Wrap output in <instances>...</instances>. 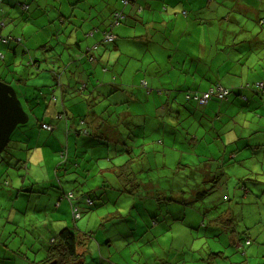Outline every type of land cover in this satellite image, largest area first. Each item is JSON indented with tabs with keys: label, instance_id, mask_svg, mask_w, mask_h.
Returning <instances> with one entry per match:
<instances>
[{
	"label": "rangeland",
	"instance_id": "1",
	"mask_svg": "<svg viewBox=\"0 0 264 264\" xmlns=\"http://www.w3.org/2000/svg\"><path fill=\"white\" fill-rule=\"evenodd\" d=\"M88 1L92 3L91 9L94 16L96 15V18L92 20L93 25H97L99 21L98 14L103 13L108 18L104 25L106 27L111 21H114L113 7L123 6L121 0V3L119 0L97 2L96 6H93L95 3H93V0L92 2L91 0ZM146 1L143 5H146V7H160L161 13L167 17L166 19L171 16L172 19L169 21L168 27L161 26L164 29L161 36L155 35L153 39L142 37L135 42L128 39L125 47L121 48L120 52L116 51L115 53L114 50H110L105 53V56H110L111 59L118 58L116 65L106 64L104 67H100L103 64L99 62L96 75L98 79L104 81V85L107 87L102 92L106 95L110 90H114L105 97H99L97 95L98 90L95 91L96 84L101 83V81H94L93 76L85 75L81 71L75 73L72 66H70L71 61L65 62L64 65L63 61H51L50 67L59 66L55 69H38L39 66H37L34 70L31 68L33 66L29 67L27 65L31 61H35L32 57L27 60L29 57L28 52H26L27 47L33 49L37 45L34 53L41 55L42 50L38 48L40 45L38 39L42 35L45 39L48 37L44 33L42 35L38 34L41 32L37 25L43 24L49 18L53 20L56 16L55 12L60 7L61 11L67 8L65 11H74V15L77 16L79 14L78 7L84 10L88 6L87 3H80L74 7L75 5H71V0H40L38 7L36 6V0H3L2 3L0 1L3 6L8 8L7 13L4 14L5 17L1 18V20H4V25L1 26L0 34L22 38V42H17V44L15 40L0 41V55H2V58L0 56V77L15 89L18 97L22 99L25 109L28 107L25 98L20 95L22 87L28 92V96L32 101L31 111L33 113L40 112L37 116L38 119L43 117L41 112L45 110V105L39 104L35 98L40 87L33 90L30 85L38 82L36 78L43 80L44 74L49 78L51 86L48 88L50 84H46L43 89L49 92L51 89H54L55 92L59 89V87L56 88L57 81L53 72L60 71L59 82H62V79L66 76L77 78L78 75L91 78L89 84L85 80L80 82L79 87H82L85 83L88 84L85 92L77 93L74 98L65 100L67 109L72 111L71 119L78 124L76 128L80 132L77 136L70 134L67 137L65 120L58 118L56 114L53 122H50L48 117H44L47 125H53L48 129L40 126V121H36V118L30 115V119L25 124H32L34 127L28 141L25 142L27 138L20 132L24 124H20L13 130L5 148L0 152V180L6 179L7 182L19 183L22 176H24L26 184L28 181H35L40 185V183H45L44 180H48L45 184H49L57 179L63 180V184H65L66 180H72L73 176L78 174L83 175L82 180H84L87 172L91 175L87 176L86 173L88 180L84 185L85 190L101 185L106 176L115 180L113 176L107 175L106 172L107 167L112 165L117 157H120L119 161L125 158V156H122L123 154L116 151L117 147L122 149V145L114 141L110 134L102 133L100 140L95 138L94 140L101 142L103 153L100 148L91 147V139L93 138L88 136L87 131H90L93 113H96L99 119L102 117L105 119L104 126L113 125L124 138L126 131L132 130L133 134L129 136L128 144L132 146L142 145L146 151L147 160L152 165H155V159L163 162L161 163L164 164L161 165L163 167L158 169V175L156 176V173L153 172V176L156 177L152 179V183H159L158 187H166L167 191H170V187H168V182L164 181V176H171L172 168L174 169L173 175L180 177V182L190 180V169L182 171V166L179 165L181 168L177 172L175 171V164L178 159L181 158L183 162L192 163L191 161L203 159L209 155L208 153L215 150L227 154L228 151L225 152L223 147L226 142H232L227 144L226 150H229L232 145H244L248 138L251 142L254 138L264 136L263 108H257L255 112H249L246 116H243L246 114V112H243L244 107L238 108L236 103L233 102L232 97L235 94L229 96L231 99L212 98L206 103L198 104L193 100L190 101L184 98L183 92L184 89L191 91L205 89L210 84L219 81V79L226 85H231L233 79L237 83L251 79H262L264 82V25L259 23L260 19H264V0H180L179 3L182 5L179 4L175 7L171 6L175 0ZM19 2L28 3L30 7L26 10L21 9ZM192 5L194 7L191 9ZM196 5H201V7ZM126 6L129 7L130 5ZM127 8L126 10H129ZM134 9L138 10L137 4L131 11ZM185 9L188 10L187 15L182 13ZM0 10L4 11V8L0 6ZM155 13L159 17L160 13ZM137 15L141 16L139 13ZM34 16L36 18L34 19L35 24L32 22L33 20L31 21V17ZM139 16L136 18V16L131 15L125 25H122L124 22H121L120 26L113 25L114 31L124 37L125 35L138 36L145 33V31L149 33L148 27L142 24L137 25L136 19L140 20ZM78 23L79 21L74 18L71 21L73 26L67 24L66 30L73 28ZM71 32L72 34H69L66 31V38L56 36L63 41L64 54L66 55L69 54L68 49L73 51L83 50L84 45L89 43V38L84 35L79 37L77 30ZM97 35L101 36V33H97ZM24 41H27V45ZM49 41L52 42L53 47L58 49L59 44L55 38L52 39L51 37ZM104 46L105 44L101 43L99 50L92 48V53L100 51ZM154 46H157V49ZM108 47L111 48L109 42ZM44 51L43 53L50 55L51 51ZM85 53L84 51L81 55L83 56ZM235 64H237V67H235ZM46 65L48 64L46 63ZM27 69L28 73L24 72ZM19 78L21 81L16 82V79ZM149 78H154L156 84L150 83ZM143 81L149 84L144 86ZM43 89L41 90L43 91ZM146 89H151V91H146ZM159 89H162L163 93H160ZM90 90L93 91V94L88 96ZM262 91L263 89L260 92ZM55 92V100L53 98L49 106L52 111L61 108L58 106L61 105L58 101V94ZM167 92L169 97L166 95ZM245 92L248 96L247 90ZM236 99L239 100L238 95ZM54 103L57 104L55 109ZM238 103L241 106H243L242 104L245 105L244 101H238ZM163 108L169 109L164 111ZM175 110L179 113L180 122L173 125L174 121L171 120L172 114L170 112ZM154 111L165 113L161 115L154 113ZM218 113L222 115L220 116ZM71 119H68V121H71ZM158 119H164L169 125L160 123ZM59 121L62 123L61 127L57 126ZM139 122L138 131L136 127H138ZM97 129L99 128L95 127L91 131L96 134ZM34 131L36 133L33 136ZM37 134L38 137L36 138ZM203 134L205 140H202V138L200 140V136ZM141 143H144L145 147ZM134 148V150L138 149V147ZM240 151L239 156H242L245 152L249 153L248 148L245 147L244 149L241 148ZM109 160L113 163L100 165L102 161ZM52 162H55L54 171H50ZM72 163H74L73 166H71ZM57 164H60L62 168L70 167L71 173L65 174L66 171L63 169L56 173L55 166ZM85 164L88 166V170H85L87 167ZM134 168L137 169L136 163ZM49 171L51 178L46 175ZM136 175L144 179L143 181L148 179L143 172H136ZM185 175H188L186 179L184 178ZM5 186L7 189L14 187L13 184ZM184 188L187 189V187ZM22 189L28 188L22 187ZM50 190V187H47L43 192L34 190L39 191V193L34 192L33 194L40 196ZM149 190L153 196L147 201L139 196L133 197L125 193H120L117 196L114 191L111 202L114 199L118 200L111 204L107 202L97 209L88 210L86 214L75 221L71 216L70 207L67 205L66 213L62 214L69 226H74L76 223L75 227L79 225L81 231L87 227L93 234L92 236L104 234L107 238L105 244L101 246L103 255L100 254V250L90 245L87 252H83L80 264L264 263V249L259 248H264V194L260 197L261 199L252 194L249 196H243L240 193H238L240 195L236 194L238 196L230 194L232 199L227 205H230L235 212L233 219L235 228L240 230L243 225L248 224L250 227L242 232V236L251 235L253 237L250 245H244L237 250L234 249V245L228 244L229 241L226 239L214 238L210 236L212 233L207 235L201 229L195 227L198 223V216L197 213L192 212L191 209L193 208H189L188 205L182 206L178 202L168 203V201H161V204L158 205L153 198L167 193H161L157 188L153 190L144 188L142 193L145 194ZM158 193H161V195ZM27 194L30 195V193ZM5 199L0 194V204H3ZM131 199L138 202V208L143 204L148 206L150 212L140 209L139 213L136 208L131 209L133 203ZM64 200L62 199L61 203H64ZM1 201L3 202L1 203ZM35 201H37V204L34 203ZM39 202H41V199L31 198L28 207L24 202L23 208H16L18 210L13 211L9 221L13 220V214L16 220L20 221L19 224L34 221L37 219L34 215L41 216ZM115 203H117L118 212L123 215L122 217H117ZM121 204L126 206H121ZM6 206L8 207V216L9 207H11L10 201L6 203ZM166 207L168 210H172L171 213L174 215L164 213ZM129 209L134 212L133 215L124 216ZM181 209L182 213L186 215L182 219L177 215V211ZM112 211H114L115 217L119 221L113 222V219L109 217V219L102 222L100 215ZM2 213L0 209V215ZM54 213L60 212L55 210ZM150 214L152 216L156 215L154 217L156 220H163L161 224L164 227L168 223H171L172 227L156 236L163 227L154 228L155 225L151 227L152 218ZM177 217L181 220L174 219ZM3 224L4 222L1 223V226ZM13 231L15 233L8 235L20 238L31 237L28 234V228L25 226L23 228L21 225L19 227L14 226ZM92 239L95 242V238L92 237ZM108 239L111 240V245ZM31 246L30 242L25 244V248L29 250L28 254L32 256L34 252ZM35 247L37 246L35 245ZM21 251L24 252V249H21ZM35 254L41 258L40 252L38 253L37 250ZM102 256L103 260H101Z\"/></svg>",
	"mask_w": 264,
	"mask_h": 264
},
{
	"label": "crops",
	"instance_id": "2",
	"mask_svg": "<svg viewBox=\"0 0 264 264\" xmlns=\"http://www.w3.org/2000/svg\"><path fill=\"white\" fill-rule=\"evenodd\" d=\"M105 1L106 0H104L102 2H105ZM179 1L180 0H175V2L171 4V6L172 7L178 6L180 4ZM91 2H92V0H91ZM94 2H99V1L93 0V3ZM145 2H147V1L146 0H127L126 2H123V3H121V1H120V3L123 5L122 7H118V6L113 7L114 8L113 10H116V11L119 10L122 12L117 17L123 15V18L122 19L120 18V21H118V23H115L116 18H114V21H111V23H109L108 27L111 25L110 26V28H112L111 31L116 34V38L112 41H108V40H105L102 38L103 30L106 29V26H104V25H105V22L108 18L106 16H104L103 13H99L98 14L99 21H98L97 25L95 26L99 30H97L95 28V31L92 34L89 31L93 30L94 25H93L92 20H93V18H96V15L94 16L93 11L91 9L92 3H90L88 0H73V1L71 0V3H72L71 5H75L74 7L78 6L80 3H87L88 6L84 10L78 7L79 14L77 16L74 15V11H71V12L65 11L67 8L65 10L61 11V7H60V9L59 10L57 9L58 11L55 12L56 16L54 17V19H55L54 21L49 22L47 20L43 24L40 23L41 25L40 24L37 25L39 27L40 32H41L38 34L42 35V33H44V35L48 36V37L45 39L42 35L39 38L40 40L38 39V41L40 42V45L38 46V48H41V50H42L41 55L34 53V50L37 47V45L33 49L27 47L26 52H28V54H29L28 55L29 57L27 58V60L30 57H32L33 59H35L37 61L36 66L42 67L44 69L45 68L46 69L52 68V67H50L51 61L52 62H54L55 60L63 61V65L65 64V62L71 61L70 66H72L75 73H78L79 71H81L85 75L93 76V78H95V80L92 78L94 81L104 82L101 79H98L97 75H96L99 62L101 64H103L100 67H104L106 64L107 65H116L117 59H118V58H116L115 60H114V58L111 59L110 56H105V53H108L110 50H114L115 53H116V51L120 52L121 48L125 47L128 39H131L135 42L138 39H141L142 37H149L150 39H153L155 35L161 36L162 35L161 33L164 30L161 26H166V27L169 26V21L172 19V16L170 18L166 19L167 17L163 13H161L160 7L159 8H157L156 6H153V7L147 6L146 7V5H143ZM1 3H0V6H2L4 8V11L6 14L8 8L3 6ZM197 3H198V1H197ZM135 4L138 5V10L134 9L133 11H131L132 8L135 7ZM96 5L97 4H93V6H96ZM125 5H130V6L125 7ZM180 5H182V4H180ZM29 7L30 6L27 3L26 8H23V9H28ZM126 8L129 10H126ZM139 11H141V12H139ZM96 12H95V14H96ZM155 12L160 13L159 17L156 16L157 14ZM137 13H139L141 16L137 15ZM182 13H183V11H182ZM131 15L136 16V18L139 16L140 20L136 19L137 25H141V24L145 25L146 27H148L149 33L145 31V33H142L138 36L130 37V36L125 35V37H124V36H120V34H118L114 31V28L112 25L120 26L121 22H124V24H122V25H125L126 21L131 17ZM183 15H186V14L183 13ZM37 16H38V14H37ZM74 18H76L79 21V23L76 26H74L73 28H70L69 29L70 31L66 30L67 24L72 25L71 21ZM34 19H36L35 16L31 17V21L33 20L32 21L33 23H34ZM28 25H29V23H28ZM74 30H77V34L79 35V37L84 35L87 38H89V40H88L89 43H93L92 46H96L95 50H97V49L99 50L101 43L105 44L104 48H102L100 51H97V52L94 51L93 52V54L96 53L97 56L99 57V59L96 62L91 63V64L86 63L85 56L81 55V51H82L81 49H77L76 51L68 49L69 54H67V55L64 54V50H65V48L63 46L64 43L62 40H60L56 36L66 38V36H67L66 31H68L69 34H72L71 31H74ZM9 33L12 34L11 32H9ZM97 33H101V36L97 35ZM50 36L52 37V39L55 38L57 40V42L59 44L58 49H56V47L52 46V42L49 41V39L51 38ZM17 39H19V38H17ZM18 41H19V43H21L22 38L20 37V40H18ZM104 41H106V42H104ZM108 42L111 44V48L108 47ZM112 42H114V43L112 44ZM145 42L151 43L150 41H145ZM24 43H25V45H27L26 44L27 41H24ZM41 43H43V44H41ZM89 43H86L85 45H88ZM16 44H17V42H16ZM78 47H79V45H78ZM154 48L157 49V46H154ZM44 50L51 51L50 55L47 53L46 54L43 53V52H45ZM89 53H91V51ZM78 55H79V57H78ZM41 62H43L44 64ZM24 63H25V61H24ZM46 63L48 65H46ZM27 65L29 67H31L30 64H27ZM157 66H158V64H157ZM57 67H59V66L57 65L56 67H54L52 69H55ZM235 67H237V64H235ZM254 67H255V65H254ZM32 69H34V68H32ZM24 72L28 73V69ZM47 74L49 75V73H47ZM43 77H44V78H42L43 80H38V78H36V80L38 82L30 85L31 87H33V90L34 89L36 90V88L40 87L38 90V95H37V97H35L36 101L39 104H41L42 106L47 103L45 106V110L41 112L43 117L40 120L37 119V116H39L40 112L37 111V112L33 113L31 111L33 105L31 103L32 101H31L30 97L28 96V92H26L24 90V87H22V89L20 91V95L25 98V102H26V105L28 107L27 109H25L24 104L22 103L24 109L29 114V119H30V115H33V117L36 118V121H40V123L45 122L44 117H48V118L53 117L54 118V115L55 114L57 115V112H60L59 110L62 108L61 105H58L61 108H59V110H56L55 106H57V104L54 103V109L55 110L52 111L51 109H49V106L51 104V102H49L50 100L48 98L49 91H44L43 86H45L46 84H50V80H49V78H47L46 74H44ZM20 78L16 79V82L21 81ZM82 80L87 81V83L89 84V81H91V78H85L84 76L81 77V76L77 75V78H71V77L66 76L65 78L62 79V83H63L62 91H63L64 100L72 99L75 97V95L77 93H80L79 85H80V82ZM255 80H262V79H255ZM220 81L222 82V80H220ZM247 81L252 82L254 80L251 79V80H246V81H239L237 83L233 79L231 85H226V84L225 85L230 86V87L231 86H238L239 84H241V82H247ZM149 82L153 83L154 85L156 84L154 78H149ZM88 84H86V83L83 84L82 88L83 89L85 87L87 88ZM147 84H149V83L147 82ZM50 86H51V84L48 85V88ZM41 89H43V91ZM106 89H107V87H105V85H101L99 87L100 91L99 90L97 91L95 89L94 90L97 91V95H99V97L100 96L104 97L102 91H105ZM85 91H86V89H84V92ZM247 92H248L249 99L244 102L245 105L242 104L243 106H241V104L238 103V101H241V100L239 98H238L239 100L236 99V96H237L236 94L232 97V99L234 100L233 102L236 103L238 108L244 107L243 112H246V114L243 116H246L247 113H249V112H255V110L257 108H263V110H264V94H263L264 93V87H263V91H262L263 93L262 92H255L253 90H247ZM33 93H34V91H33ZM88 94H89L88 96L92 95L93 91L90 90ZM18 98L22 102V99L20 97H18ZM229 99H231V97ZM241 102H243V101H241ZM64 109L66 110L67 114L69 113L72 115V111L68 110L67 106L65 104H64ZM168 109H164V111L168 110ZM218 114L220 116L222 115L221 113H218ZM57 126L61 127L62 123L60 121L57 122ZM33 127H34V125H32V124H25L24 123V125L20 129L21 134L23 136H25V138H27V140H28L29 136L32 135ZM34 133H36V132L35 131L33 132V136L35 135ZM74 136H77V134L74 133ZM37 137H38V134H37L36 138ZM67 137H69V136L67 135ZM96 142L94 143V144H97L96 148L101 149L103 147L101 145V143H99V142L96 143ZM228 143H232V142L224 143L223 147H224L225 152L226 151L229 152V155L227 156L225 153H223V156L220 157L221 174H222L221 178L224 180V183L221 187V191L223 193L228 194V196H230V194L235 196L236 194L241 193L242 191H243V193L259 194L260 196H262L264 194V186H263L264 185V136L254 138L252 140V142H250L245 147V148H248L249 153L245 152L242 156H239V153L241 152L240 151L241 148H238L237 145H232L229 147L231 149L226 150ZM29 144H30V141H29ZM101 150L103 153V149H101ZM215 151H214L215 153L214 152L208 153L209 154L208 156L213 155L214 157H218V155L220 153L222 154V151H220V152L217 150H215ZM204 156H207V155H204ZM119 159H120V157L118 158L117 161H119ZM227 159H229V161L226 162ZM55 162L51 163L50 171L51 170L54 171ZM105 163H106V161H102L101 165H103ZM217 163H218V161H216V164ZM50 171L48 173H46V175H48V178H51ZM58 171H56V168H55V172L57 173ZM73 177H75V176H73ZM25 179L26 178L24 176H22V180H20L19 183H11V181L8 182L7 185H9V184L14 185V187L12 186L11 189L5 188L6 186L2 182L3 180L0 181V194H2L6 198L4 200V202L1 201V203L3 202V204H0V209L3 212L0 215V264H30V263L31 264H43L44 260L47 257L45 246H46V244H48L47 243L48 239L50 240L52 237L57 235L58 231H60L61 229L65 228V227H71L68 225L69 223H67V220L65 219V217L62 213H66L67 205L69 207H71L72 205L66 199L65 200L67 201L68 204L66 203L65 200H64V203H61L63 198L60 196L61 192L64 191L65 188L68 189L67 187L69 185L63 184L64 181L63 180L59 181L58 179L52 181L49 184H45L46 182H48V180H44L45 183H40V185L38 184V182H35V181H28V183L26 184L24 182ZM22 187L28 188V189H22ZM47 187H50L51 190L45 192L44 194H42L40 196H36L35 194H33L34 192H38V193H39V191L43 192L46 190ZM34 190H39V191H34ZM27 193H30V195ZM31 198L32 199L33 198L41 199V202H39V204H38L41 209H39L37 207L39 209V211L41 212V214H40L41 216L39 217L36 214L34 216L37 219H35L34 221H28V222H25L24 224H19L20 221L16 220V217L13 214V220L10 222L9 218L12 215L13 211H17L18 209H16V208H23L24 202L26 203V206L28 207V203L31 200ZM8 201H10L11 207H9L10 212H9V215L7 216L8 207L6 206V203ZM34 203L37 204V201H35ZM43 210H45L47 212H45ZM55 210L59 211L60 213H54ZM109 214H110L109 212L108 213L106 212L103 215H100L101 221L109 219ZM3 222H4V224L1 226V223H3ZM99 224H100V222H99ZM20 225L22 228H23V226L28 228L29 233L27 231H25V232L30 234L31 237L26 236V237L20 238V237H16L13 235H8V234L15 233L13 231L14 226L19 227ZM249 227H250V225L245 224L241 227L240 230L242 232H244ZM217 228L218 227H215V229H217ZM5 232H7V233L4 234ZM83 232H85V233H79V234H80V236L82 235V237L85 238L84 240H85L86 248H88L90 245H93L98 250H100V254L103 255V251H101L102 250L101 246L103 244H105V242L107 240L105 235L99 234L98 236L97 235L92 236L93 234H91V231H89L87 229V227L83 229ZM92 237L95 238V242L92 239ZM247 237H249L250 241L248 239L247 240L249 242H252L253 237L251 235H247ZM229 239H230L229 240L230 243H233L234 241L237 240V236L230 235ZM110 241L111 240L108 239L109 243H110ZM25 242L26 243L30 242V244L32 245L31 249H33L34 255L31 256L30 254H28L29 250H28V248H25V244H26ZM35 245L37 247H35ZM110 245H111V243H110ZM248 245H250V243ZM259 248L264 249L262 247H259ZM21 249H24V252L21 251ZM36 250L38 253L40 252L41 258H39V255L35 254ZM107 250L109 251V248ZM244 253H245V251H244ZM37 258H39V259H37ZM101 260H103V256H102ZM261 264H264V263H261Z\"/></svg>",
	"mask_w": 264,
	"mask_h": 264
},
{
	"label": "trees",
	"instance_id": "3",
	"mask_svg": "<svg viewBox=\"0 0 264 264\" xmlns=\"http://www.w3.org/2000/svg\"><path fill=\"white\" fill-rule=\"evenodd\" d=\"M0 1L3 2V0H0ZM39 1L40 0H36V2H37L36 6H38ZM98 1L102 2L104 0H98ZM121 1L123 3V2H126L127 0H121ZM94 4H97V2H95ZM19 5H20L21 9H23L24 5H27V3H25V2L20 3L19 2ZM196 6L201 7V5H199V6L196 5ZM202 6H203V4H202ZM193 7L194 6L192 5L190 8L192 9ZM24 10H26V9H24ZM113 13H114L113 17L116 18L115 23H118V21H120V18L121 19L123 18V15L119 16V17H117V16L122 12L114 10ZM183 13L187 15L188 10H186V9L183 10ZM4 14H5V11L0 10V17L1 18L5 16ZM1 18H0V24L2 23V25H4V20H1ZM54 20L55 19H53V20L48 19L49 22H52ZM259 23L261 25H264V19H260ZM95 26L96 25H94L93 30L89 31L90 33H92V34L94 33L95 28H96ZM110 26L109 27L107 26L106 29L103 30V34H102L103 39H104V32H106V33L109 32L111 34H114L115 38H116V34L111 31ZM0 27H1V25H0ZM96 29L99 30L98 28H96ZM19 40H20V38H19ZM9 41H7V42H9ZM16 42H19V41H16ZM92 45H93V43H89L88 45H85L84 49L81 51V53H83L84 51L86 52L84 56H85L86 62H88L90 64L96 62L99 59V57L97 55L92 53V48L96 47V46H92ZM90 51H91V53H89ZM0 56L2 58V55H0ZM36 62L37 61L35 60V61H31L29 63L30 66H33L32 68H34L35 70L37 67L35 64ZM41 68L42 67H38V69H41ZM53 74H55L54 78L57 81L56 88L59 87L58 91L55 93L58 94V101H60V104L62 107L59 110L60 112H57V117L65 120L66 133L68 136L70 134L74 135V133L78 134L80 132V130L76 128L78 126V124L76 122H74L75 120L71 119L72 115L69 113L67 114L66 110L64 109L65 100L63 98V91H62L63 83L59 82L60 71L53 72ZM180 78H182V77H180ZM0 80L4 81L1 77H0ZM143 83H144L143 84L144 86H147L146 81H143ZM100 85H104V82H101V84L97 83L95 89L99 90ZM263 87H264L263 80H254L252 82L251 81L241 82V84H239L238 86H231V87L226 86L225 84H223L219 80L213 84H210L205 89L193 90V91L184 89L183 92H184V98H186L190 101L193 100V101L197 102L198 104L199 103H206V102H208L209 99H212V98L227 100V99H229V96L231 94L238 95V98L241 101L245 102L249 99V97L245 93V90H253L255 92H260L261 89H263ZM79 89H80V93H81V92H84V89H86V87L84 89L82 87H80ZM54 91H55L54 89H51L50 92L48 93V95H49L48 98L50 100L49 102H52L53 98L55 100ZM113 91L114 90H110V92L106 95L103 92L102 93L105 97V96H108L109 94H111ZM146 91L150 92L151 89H146ZM159 92L163 93V90L159 89ZM204 93H209V97L205 101H201L200 97ZM166 95H167V97H169L168 92ZM92 99H94V98H92ZM91 102H93V101H91ZM46 104H45V106H46ZM90 105H91V103H90ZM196 111H198V110H196ZM154 113H156V112L154 111ZM164 113L159 112L156 114L162 115ZM170 113L172 114L171 120L174 121L173 125L179 124V122H180L179 117L180 116H179L178 111L175 110L174 112H170ZM173 114H175V116H173ZM53 119H54L53 117L48 118V120L50 122H53ZM68 119H71V121H68ZM38 120H40V119H38ZM158 120L160 123L169 125L167 122L164 121V119L163 120L158 119ZM108 123H110V122H108ZM71 124H73V125H71ZM40 125L42 127L47 128V129L53 126L51 124L47 125V123H45V122L40 123ZM101 125L102 126L105 125V119L103 117L101 119H99V116L96 113H93L92 119L90 122V131L86 130L88 132L87 133L88 136L93 138V139H91V147L96 148V146H97V144H94L96 142L94 140V138L96 140H100V135L102 133L107 134V135L110 134V136H112V139L114 141H117L122 145V149L117 147L116 151L119 154H123L122 156H125V158L121 161H117L119 158V157H117L115 159L114 163H113V161H110V160L106 161V163H105V164H109V163L112 164L113 163L112 165H109L107 167L108 170L106 173H107V175L113 176V178H115V180H113L109 176H106V177H104V180H102L101 185H96L95 187L88 188V190H85V188H84L85 182H86V180H88L87 176L91 175V174H88L87 172H86L87 176L85 173V179L84 180H82L83 175L78 174L75 177H73L72 180H66L65 181V184L69 185V186L67 187L68 189L65 188V190L61 192L60 196L63 199H66L72 205L70 207V210H71V216H72L74 221L79 219L83 214H86V212H88V210H92L95 208L97 209L98 207L106 204L107 202H109L111 204V203H114L116 200H118V199H114L111 202V197H112V194L114 191L117 194V196H119L120 193H123V194L125 193V194H128V195L133 196V197L139 196L140 198H143V199H145V201H147V200H150V198H152L153 194H151L150 190L146 191V193L144 194V193H142V190L144 188H148L151 190L157 188L160 190L161 193H167L164 195H161V193H158L161 195L160 197H156L154 195L155 198H153V199H154V201H156L158 203V205L161 204V201H168V203L169 202H178V203H181L182 206L188 205L189 208H193V209H191L192 212L194 211V213H197V216H198V220H197L198 223L195 225V227L201 229V231L203 233H205L207 235H210V233H212L210 236H213L214 238H217V239H220V238L227 239L228 238L227 241L230 240L229 239L230 235H233V236L235 235V236H237L238 241L236 240L233 243H230V241H229L227 243L230 245H234L233 246L234 249H237V250L241 249L244 245H248L250 243L249 237H247V235L241 236L242 231L235 228V226H234L235 222H233V219H234L235 212L230 207V205H227V203L230 202L232 199L231 195L230 196L225 195L226 193H223L221 191V187L224 183V180L221 178L222 174H221L220 157L223 156V154L220 153L218 155V157H214L213 155L207 156V157L200 159V160L198 159L196 161H191L192 163L183 162L181 158L178 159V161L175 164V171L177 172L181 168V166H182V171L185 169H190L191 170V174L189 177L190 180L187 179L186 182L185 181L180 182V177L173 175L174 169L172 168L171 169L172 175L171 176H164V181L168 182V187H170V191H171L170 192V191H167L166 187H163V186L158 187L159 183H155V184L152 183V179L158 175V169L163 167V166H161V165H164V164H161L163 162L155 159L154 160L155 165H152L151 162H148L147 156H146V151L144 150L142 145L138 144L136 146H132V145L128 144L129 143V142H127L128 138L131 134H133L132 130L129 129L128 131H126V133H125L126 136L124 138L121 136V133L118 132L117 129L113 125L109 124L107 126L100 128L99 126H101ZM139 125H140V122L137 125L138 127H136V130H138V131H139ZM95 127L99 128V129H97V131H95L96 134L91 131V130H94ZM136 130L134 131L135 133H136ZM201 138H202V140L204 139V134L202 136H200V140H201ZM193 139H195V138L193 137ZM249 140H250V138H248V140L246 141V143L244 145L237 146V147L238 148L246 147L250 143ZM26 141H28V140L25 139V142ZM99 143H101V142H99ZM145 143H147V141H145ZM141 144H143V146L145 147L144 143H141ZM27 146L28 145H26V147ZM190 146H191V144H190ZM134 147H138V149L134 150L135 149ZM226 155L228 156L229 152H227ZM216 161H218L217 164H216ZM227 161H229V159H227L226 162ZM135 163L137 165V169L134 168ZM140 163H142V165H140ZM60 164H57L56 171L63 169L66 171L65 174L71 173L72 170L70 167L62 168L60 166ZM73 165H74V163L71 164V166H73ZM179 165H181V166H179ZM85 166H87V165L85 164ZM83 167H84V165H83ZM85 170H88V166L86 167ZM136 172L145 173V175L147 176L148 179L146 181H143L144 179L137 177ZM153 172L156 173L155 177L153 176ZM187 176L188 175H185L184 178L186 179ZM57 178H58V176H57ZM58 180L60 181L61 179H58ZM2 182L5 185L8 184V182L5 180H3ZM184 187H187V189H185ZM182 194L185 195V197H183ZM211 194L213 196H210ZM240 194L243 196H249L251 193L250 194L249 193H243V191H242ZM240 194H238V195H240ZM238 195H235V196H238ZM252 195L258 196L257 198L261 197L259 194H252ZM131 201H133V200L131 199ZM137 204H138V202L133 201V203L131 204V209L136 208V210L139 213H140V209H144L147 212H150L148 209V206H146L145 204H143L140 208L137 207ZM114 206L116 208L115 212L118 213L117 217H122L123 215L119 214V212H118L117 203H115ZM121 206H126V205L121 204ZM182 209H184V208H182ZM182 209L177 211V215H179L181 217V219L184 216H186L184 213H182ZM163 212L164 213H171L172 210H168L166 207ZM109 213H110L109 217H111L113 219V222L119 221V219L117 217H115L114 211L109 212ZM133 213L134 212L129 209L128 213L125 214L124 216H127V215L131 216V215H133ZM171 215H174V214L171 213ZM150 216L152 218V221L150 222L151 227H153V225H155L154 228H156V227L162 228L163 227V229L160 230L156 234V236L165 232L167 230V228L170 229L172 227L171 223H168L164 227L161 224V223H163V220H156L154 218L156 215L152 216L150 214ZM174 219L175 220H181L179 217L174 218ZM75 225H76V223H75ZM75 225L61 229L60 231H58L57 235L52 237L50 240L48 239V242H47L48 244H46V246H45L47 257L44 260L43 264H48L49 262H53V264L81 263L83 252H86L87 248H86V244H85V240H84L85 238H83L82 235L80 236L79 233H85V232H83V229H82V231L79 229L80 228L79 225L76 226L77 228L75 227ZM215 227H218V228L215 229ZM244 241H246L247 243ZM80 250H81V252H80Z\"/></svg>",
	"mask_w": 264,
	"mask_h": 264
},
{
	"label": "water",
	"instance_id": "4",
	"mask_svg": "<svg viewBox=\"0 0 264 264\" xmlns=\"http://www.w3.org/2000/svg\"><path fill=\"white\" fill-rule=\"evenodd\" d=\"M28 119L29 114L15 89L9 83L0 80V152L5 148L13 130L18 125L26 123Z\"/></svg>",
	"mask_w": 264,
	"mask_h": 264
},
{
	"label": "built area",
	"instance_id": "5",
	"mask_svg": "<svg viewBox=\"0 0 264 264\" xmlns=\"http://www.w3.org/2000/svg\"><path fill=\"white\" fill-rule=\"evenodd\" d=\"M23 8H26V5H24ZM0 25L3 26L2 23H1ZM0 29H1V27H0ZM114 38H115V35H114V34H111V33H109V32H107V33L104 32V39H105V40L111 41V40H113ZM9 40H16V41H18L19 39L14 38L13 36H2V35L0 34V41L7 42V41H9ZM260 85H261V84H260ZM208 97H209V93H204V94L200 97V100H201V101H205Z\"/></svg>",
	"mask_w": 264,
	"mask_h": 264
}]
</instances>
